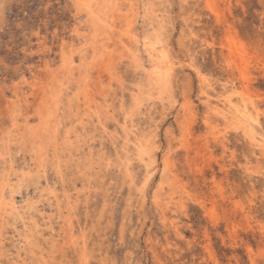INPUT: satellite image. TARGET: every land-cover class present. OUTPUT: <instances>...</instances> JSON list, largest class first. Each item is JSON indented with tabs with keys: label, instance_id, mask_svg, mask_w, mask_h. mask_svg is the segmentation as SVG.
Segmentation results:
<instances>
[{
	"label": "rangeland",
	"instance_id": "1",
	"mask_svg": "<svg viewBox=\"0 0 264 264\" xmlns=\"http://www.w3.org/2000/svg\"><path fill=\"white\" fill-rule=\"evenodd\" d=\"M78 1L0 0V191L15 199L0 210V264H264V0H118L112 81ZM67 42L75 66L87 47L80 72L101 104L96 117L79 91L60 153L41 163L24 140L41 121L30 82L64 73ZM149 52L170 71L156 90Z\"/></svg>",
	"mask_w": 264,
	"mask_h": 264
},
{
	"label": "bare ground",
	"instance_id": "2",
	"mask_svg": "<svg viewBox=\"0 0 264 264\" xmlns=\"http://www.w3.org/2000/svg\"><path fill=\"white\" fill-rule=\"evenodd\" d=\"M118 0H79L78 3L76 4L77 6V10H78V16L81 18V20H83V22L79 23L78 25H80V28L83 26H87L91 31L90 33V38H89V44L87 45V47H89L91 50H93V54L100 58V60H103V63L105 65L103 66H107L108 68L106 69L108 71V74L110 76L109 80H119L118 76H117V72H116V66L114 64L113 61H111V48L114 45V24L113 22V16L114 13L118 12ZM121 5V4H120ZM121 8V7H120ZM121 10V9H120ZM120 12V11H119ZM125 14V13H124ZM78 18V17H77ZM79 19V18H78ZM116 19V18H115ZM80 22V21H78ZM118 22V20H117ZM83 24V26H81ZM126 25V24H125ZM130 25V24H129ZM128 26V25H127ZM81 29L76 28L74 29L75 36L78 37V40H81L82 38H85L86 35L82 34L80 32ZM87 30V29H86ZM133 31V30H132ZM131 31V32H132ZM131 32L127 31L126 35L128 40H131L132 42H136V38L135 35L131 34ZM135 34V33H134ZM231 42L234 45V47H236V49L241 52V53H247V47L245 46V44L240 41V39L238 38L236 32L232 31L231 32ZM88 36V35H87ZM87 38V37H86ZM85 38V39H86ZM88 39V38H87ZM118 40V39H117ZM126 40V39H125ZM83 41V40H82ZM80 42V41H79ZM119 42H123V39H119ZM125 42V41H124ZM127 42V41H126ZM77 44V43H76ZM80 44H82L80 42ZM123 44V43H122ZM133 44V43H132ZM63 46V45H62ZM116 46V45H115ZM123 46L126 48L125 50H128V46L123 44ZM66 47V48H65ZM70 43H64L62 52H63V57H62V63H64L65 65V71L64 73H59L63 79V82L60 80H57V75L59 74H55L51 71V69L46 68L44 72H46L48 74V78L46 79V85L44 86H40L39 87V82L37 81H32L30 83H32V87L34 88V90L39 91V94H42V97L40 99V103H39V111H38V115L40 114L41 117V121H40V125L37 126V129H32V131L28 132L27 135H25L24 140L26 142H28L27 144H29L30 146V151H32L35 156L38 158L37 160L41 161H45L47 154L49 152V149H52V153L55 154V156H58L57 154V142H58V137L59 134L62 131V128L60 127L62 124L61 122H66L68 117L70 116V114L75 111L74 109L78 110L80 106H79V94L81 92V94H83V99H84V104H86L87 108H91V103L93 102L95 105H93V107L96 106V108L94 109V115H96V117H98V107L100 106V104L97 102L96 97L94 96L93 93H91L92 95H90V91L91 89V83L89 82V77L87 72L85 71L82 72L83 74H81L80 70L81 67H85L86 66V62L87 59L85 60V53L87 51V47H81L80 49L76 50V54H78L77 56H79L81 58V62L80 65H73L72 59H73V51H68L66 49H69ZM135 48V47H134ZM137 48V47H136ZM132 50V49H131ZM134 50V49H133ZM89 52V51H87ZM105 52V54L103 53ZM116 56V55H115ZM127 56V55H126ZM79 58V59H80ZM128 59L130 62V65L134 66L137 69H141L142 68V63L141 61L138 59V57L130 52V50H128ZM164 59L165 58H161L156 59V56L154 54H152V52H149V60L151 63V70L147 79L148 82V86L152 89H157V88H161V86L166 85V80L169 79L167 78L168 75V69L165 68L164 66ZM92 60V59H91ZM157 60V63H156ZM94 61V60H93ZM111 61V62H110ZM111 64H110V63ZM92 63V62H91ZM93 65V64H92ZM97 65V64H96ZM47 67V66H46ZM93 67V66H92ZM96 67V66H95ZM134 69V68H133ZM85 70V69H84ZM98 70V69H97ZM144 70V69H143ZM62 71V70H61ZM106 71V72H107ZM99 74V71H97ZM101 72V71H100ZM170 72V71H169ZM77 73H79L80 75L78 76L79 78H76ZM101 76V75H100ZM98 83H101V79L98 80V77H96ZM79 79L81 80L82 83V88H80V84H79ZM42 81V80H41ZM91 81V80H90ZM128 81V80H127ZM45 82V81H44ZM29 83V84H30ZM89 83V84H88ZM124 83V82H123ZM122 83V84H123ZM79 84V85H78ZM168 84V83H167ZM75 85V89H77V91H73L71 93L72 96L68 97L69 95L67 94L68 89L72 86ZM108 86H110V84H108ZM114 86V85H113ZM167 86V85H166ZM123 87V86H122ZM121 87V88H122ZM80 88V90L78 89ZM108 88V87H107ZM105 88L104 90H100V92L98 93V95H103V93L105 92V90L107 89ZM74 89V88H73ZM108 90V89H107ZM123 90V89H121ZM80 91V92H79ZM116 91V90H115ZM70 92V91H69ZM98 92V91H97ZM106 93V92H105ZM114 93V92H112ZM111 93V94H112ZM122 93V92H121ZM149 93V92H148ZM97 94V93H96ZM113 96V95H112ZM115 96V95H114ZM99 99V98H98ZM124 99V98H123ZM132 100H133V108L135 111L136 107L140 104V99L139 96L136 94H134L132 96ZM37 102V101H36ZM100 102V101H99ZM82 103V102H81ZM105 106V105H104ZM109 106V105H108ZM111 106V105H110ZM83 108V106H82ZM86 108V109H87ZM132 109V108H131ZM82 110V109H81ZM92 110V109H91ZM90 110V111H91ZM108 110V108H107ZM79 111V110H78ZM83 111V110H82ZM96 111V112H95ZM100 111V110H99ZM103 111V110H102ZM112 111V110H111ZM84 112V111H83ZM93 112V110H92ZM108 112V111H107ZM62 113V114H61ZM74 113V112H73ZM78 113V112H77ZM104 113V112H103ZM120 113V112H119ZM123 112H121L122 114ZM124 114V113H123ZM126 114V113H125ZM132 114V113H131ZM76 115V114H75ZM107 115V114H106ZM77 116V115H76ZM126 116V115H125ZM91 118V117H90ZM94 118V116H93ZM129 119L132 118V115L128 116ZM72 119V118H71ZM109 120V119H108ZM74 121V120H73ZM103 121V120H102ZM117 121V120H116ZM69 122V121H68ZM72 122V121H71ZM101 122V121H100ZM106 122V121H105ZM104 123V122H103ZM127 123V122H126ZM83 124V123H82ZM106 124V123H105ZM19 125V124H18ZM71 125V124H70ZM98 125V124H97ZM102 125V124H100ZM118 125H122L118 124ZM130 125V124H129ZM73 126V124H72ZM103 126V125H102ZM69 128V127H68ZM84 128V127H82ZM103 128V127H102ZM105 129V128H103ZM122 129V128H121ZM132 129V128H131ZM131 129H127L124 127V131L126 133L125 136H128L129 133L131 132ZM75 131V130H74ZM71 132V131H70ZM65 133V131H64ZM73 133V132H72ZM104 133V131H103ZM112 133V132H110ZM109 133V134H110ZM70 134V133H69ZM105 134V133H104ZM108 134V135H109ZM65 135V134H64ZM63 135V136H64ZM116 135V134H115ZM120 135V134H119ZM136 136V134H135ZM65 137V136H64ZM96 137V136H95ZM133 137V136H132ZM66 138V137H65ZM135 138V137H133ZM95 139V138H94ZM112 139V138H111ZM127 139V138H125ZM64 140V139H63ZM84 140V139H83ZM126 141V140H125ZM64 142V141H63ZM127 142V141H126ZM122 143V142H121ZM124 143V142H123ZM62 144V143H61ZM67 144V142H66ZM116 144V143H114ZM142 144V143H141ZM122 145V144H121ZM128 145V144H127ZM144 145V144H143ZM63 146V145H62ZM120 146V145H119ZM123 146V145H122ZM65 147V146H64ZM134 147V145H133ZM142 147V146H141ZM126 148V147H125ZM66 149V148H65ZM124 149V148H123ZM130 149V148H129ZM153 149V148H152ZM122 150V148H121ZM62 152V151H61ZM69 152V151H68ZM71 153V152H70ZM128 153V152H127ZM57 154V155H56ZM117 156V155H116ZM50 157V156H49ZM89 157V156H88ZM93 157V156H92ZM54 158V156H53ZM59 158V157H58ZM75 158V157H74ZM57 159V157L55 158V160ZM151 159V158H150ZM53 160V159H52ZM64 160V159H63ZM71 160V159H70ZM127 160V159H126ZM92 161V160H91ZM96 161V160H95ZM122 161V160H121ZM89 162V161H88ZM120 162V161H119ZM40 163V162H39ZM110 163V162H109ZM144 163V162H143ZM77 164V163H76ZM106 164V163H105ZM128 164V163H127ZM104 165V164H103ZM124 165V164H123ZM77 167V166H76ZM111 167V166H110ZM84 168V167H83ZM87 168L90 169V167L87 166ZM86 168V169H87ZM88 169V170H89ZM87 170V171H88ZM105 170V169H104ZM127 170V169H125ZM86 171V172H87ZM124 171V169H123ZM129 171V170H128ZM120 172V171H119ZM126 175V174H125ZM127 176V175H126ZM129 176V175H128ZM127 176V177H128ZM86 177V176H85ZM131 177V176H130ZM84 179V178H83ZM132 178H130L129 180L131 181ZM133 180V179H132ZM1 183V182H0ZM4 183V182H3ZM7 185V183L5 184ZM4 185V186H5ZM3 186V184H2ZM1 186V187H2ZM8 187V185H7ZM7 192V191H6ZM86 193V192H85ZM57 197V196H56ZM69 197V196H68ZM9 199V198H8ZM15 200V199H14ZM13 200V201H14ZM11 201H6L2 191H0V210H4V207L6 206H10L12 209L14 208V202ZM57 206H60L57 205ZM18 207V205H17ZM16 207V208H17ZM28 208V207H27ZM18 209V208H17ZM10 210V209H9ZM15 211V209H14ZM6 212V211H5ZM10 212V211H8ZM19 212V211H18ZM18 212H15V214H17ZM7 214V213H6ZM3 215V212H2ZM13 215V214H12ZM7 216V215H6ZM3 219V218H2ZM79 230V229H78ZM80 231V230H79ZM83 232V231H82ZM72 234V233H71ZM73 235V234H72ZM75 240L76 237L74 238ZM77 243V242H76ZM85 244V243H84ZM85 246V245H84ZM83 250L84 248L81 247ZM85 253V252H84ZM83 253V255H85ZM81 254V253H80ZM88 255V254H87ZM89 258V257H88ZM82 260V259H81ZM86 261V258L85 260ZM86 264V263H85Z\"/></svg>",
	"mask_w": 264,
	"mask_h": 264
}]
</instances>
